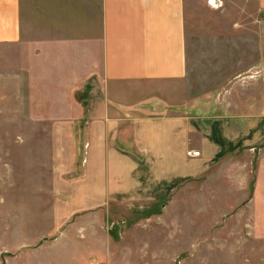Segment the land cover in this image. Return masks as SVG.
<instances>
[{
    "label": "rangeland",
    "instance_id": "obj_1",
    "mask_svg": "<svg viewBox=\"0 0 264 264\" xmlns=\"http://www.w3.org/2000/svg\"><path fill=\"white\" fill-rule=\"evenodd\" d=\"M184 21L186 77L104 128L138 169L115 194L88 93L0 44V264H264V0H184ZM166 117L192 129L155 157L145 120Z\"/></svg>",
    "mask_w": 264,
    "mask_h": 264
},
{
    "label": "crops",
    "instance_id": "obj_2",
    "mask_svg": "<svg viewBox=\"0 0 264 264\" xmlns=\"http://www.w3.org/2000/svg\"><path fill=\"white\" fill-rule=\"evenodd\" d=\"M184 25V0H0V44L42 46L44 65L66 68L68 82L75 84L70 90L88 93L90 123L99 129L90 133L91 149H106L113 157V194L130 188L127 174L138 169L118 159L112 141L119 134L104 128L118 123L115 108L163 95L164 83L186 77ZM164 119L145 120L144 146L155 157L173 151L175 139L186 147L192 129L183 118ZM154 169L171 186L193 172L169 176L159 162Z\"/></svg>",
    "mask_w": 264,
    "mask_h": 264
},
{
    "label": "built area",
    "instance_id": "obj_3",
    "mask_svg": "<svg viewBox=\"0 0 264 264\" xmlns=\"http://www.w3.org/2000/svg\"><path fill=\"white\" fill-rule=\"evenodd\" d=\"M200 153H201L200 151H191L188 154L191 157H197V156H200Z\"/></svg>",
    "mask_w": 264,
    "mask_h": 264
}]
</instances>
